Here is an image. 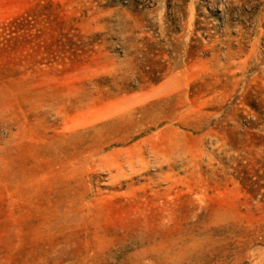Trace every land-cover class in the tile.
<instances>
[{"label": "rangeland", "instance_id": "1", "mask_svg": "<svg viewBox=\"0 0 264 264\" xmlns=\"http://www.w3.org/2000/svg\"><path fill=\"white\" fill-rule=\"evenodd\" d=\"M0 264H264V0H0Z\"/></svg>", "mask_w": 264, "mask_h": 264}]
</instances>
